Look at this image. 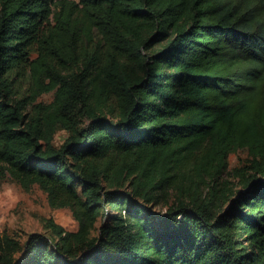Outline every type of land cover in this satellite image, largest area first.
<instances>
[{"label": "trees", "instance_id": "obj_1", "mask_svg": "<svg viewBox=\"0 0 264 264\" xmlns=\"http://www.w3.org/2000/svg\"><path fill=\"white\" fill-rule=\"evenodd\" d=\"M4 179L77 229L0 264H264V0H0Z\"/></svg>", "mask_w": 264, "mask_h": 264}, {"label": "rangeland", "instance_id": "obj_2", "mask_svg": "<svg viewBox=\"0 0 264 264\" xmlns=\"http://www.w3.org/2000/svg\"><path fill=\"white\" fill-rule=\"evenodd\" d=\"M52 99L53 93H48L42 95L38 101L48 103ZM66 136L64 130H59L54 143L61 145ZM246 159L248 154L245 150L229 155V169L239 166ZM160 210L161 207L156 208V211ZM48 219H52L67 231L77 229V222L70 210L51 208L46 193L37 186L24 190L10 179L0 181V236L7 235L23 244L32 233H47Z\"/></svg>", "mask_w": 264, "mask_h": 264}]
</instances>
